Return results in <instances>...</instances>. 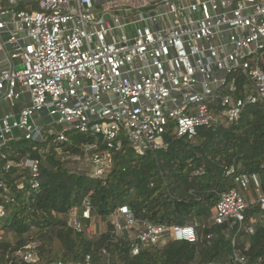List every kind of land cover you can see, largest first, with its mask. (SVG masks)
<instances>
[{
    "label": "built area",
    "instance_id": "1",
    "mask_svg": "<svg viewBox=\"0 0 264 264\" xmlns=\"http://www.w3.org/2000/svg\"><path fill=\"white\" fill-rule=\"evenodd\" d=\"M18 2L0 0V104L10 108L0 116V221L17 202L8 183L14 168L16 191L42 188L41 161L7 153L17 142L49 138L64 155L68 134H82L91 139L84 156L66 155L101 179L126 147L143 157L166 149L168 135L192 140L200 128L239 122L250 105L264 107V0H112L101 8L94 0H39L37 10L17 11ZM236 183L210 222L232 221L252 235L262 216L244 224L250 208L264 211L262 180L241 175ZM69 220L76 232L97 234L89 201ZM109 220L128 235L134 255L168 239L198 240L197 224L141 221L128 205ZM15 257L43 264L35 243ZM227 264L248 259L236 252Z\"/></svg>",
    "mask_w": 264,
    "mask_h": 264
},
{
    "label": "trees",
    "instance_id": "2",
    "mask_svg": "<svg viewBox=\"0 0 264 264\" xmlns=\"http://www.w3.org/2000/svg\"><path fill=\"white\" fill-rule=\"evenodd\" d=\"M68 136L69 143L62 145L64 155L57 151L61 146L49 138L38 143L22 140L7 151L15 161H41L42 188L33 194L16 191L21 178L18 168L8 175L17 202L14 212L0 221V264H19L15 254L29 243L36 244L43 264L79 263L87 256L93 264H227L236 252L248 264H264L263 223L258 221L255 233L249 235L232 221L210 222L221 195L237 189V176L259 175L264 192L263 106H248L237 123L200 128L192 140L168 135L166 149L143 157L126 147L101 179L71 168L72 158L83 157V145L91 139L76 133ZM232 169L234 173L229 175ZM85 201L91 203L95 220L106 223L104 232L90 236L70 225V210ZM123 205L141 221L167 226L197 224L198 240L168 239L134 255L128 235L117 233L109 220ZM262 215L260 206L250 208L244 227Z\"/></svg>",
    "mask_w": 264,
    "mask_h": 264
},
{
    "label": "crops",
    "instance_id": "3",
    "mask_svg": "<svg viewBox=\"0 0 264 264\" xmlns=\"http://www.w3.org/2000/svg\"><path fill=\"white\" fill-rule=\"evenodd\" d=\"M111 1L112 0H94V3L97 7L101 8L106 3H109ZM18 6L24 8V10H37L39 6V0H19ZM0 61L4 62V54L2 52H0ZM9 110H10L9 105L0 104V116H3Z\"/></svg>",
    "mask_w": 264,
    "mask_h": 264
},
{
    "label": "rangeland",
    "instance_id": "4",
    "mask_svg": "<svg viewBox=\"0 0 264 264\" xmlns=\"http://www.w3.org/2000/svg\"><path fill=\"white\" fill-rule=\"evenodd\" d=\"M44 122H45V124H51L52 123V119L51 118H49V117H47L45 120H44ZM74 163V164H73ZM70 166H71V168L73 169V170H79V171H81V172H84V173H88V169H87V167L86 166H83V165H81V164H79V163H75V161L73 162ZM250 197H252V198H255V196H254V194L252 193V194H250ZM261 223H263L264 224V216L262 215V218H261ZM95 229H96V232L97 233H99V232H104L106 229H107V225H106V223H104V222H102V221H97L96 220V223H95ZM5 237L7 238L8 237V235H5ZM14 238V237H13Z\"/></svg>",
    "mask_w": 264,
    "mask_h": 264
}]
</instances>
